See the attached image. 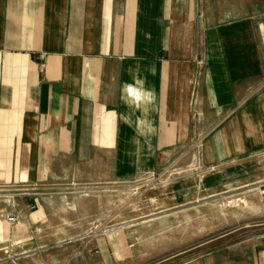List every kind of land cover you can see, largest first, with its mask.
Instances as JSON below:
<instances>
[{
  "label": "crops",
  "instance_id": "0c3cea01",
  "mask_svg": "<svg viewBox=\"0 0 264 264\" xmlns=\"http://www.w3.org/2000/svg\"><path fill=\"white\" fill-rule=\"evenodd\" d=\"M263 154L264 0H0V262L126 264L132 186L183 208Z\"/></svg>",
  "mask_w": 264,
  "mask_h": 264
},
{
  "label": "rangeland",
  "instance_id": "374dc122",
  "mask_svg": "<svg viewBox=\"0 0 264 264\" xmlns=\"http://www.w3.org/2000/svg\"><path fill=\"white\" fill-rule=\"evenodd\" d=\"M166 177L136 183L127 193V216L140 221L129 225L135 227L129 233L133 257L126 264H264V154L229 170L216 191L194 196L183 208L151 210L141 195L166 187ZM0 264L98 263L68 247Z\"/></svg>",
  "mask_w": 264,
  "mask_h": 264
},
{
  "label": "built area",
  "instance_id": "2783aa9c",
  "mask_svg": "<svg viewBox=\"0 0 264 264\" xmlns=\"http://www.w3.org/2000/svg\"><path fill=\"white\" fill-rule=\"evenodd\" d=\"M154 179H156V178H151L149 181H150V182H154V181H156V180L159 179V178H157L156 180H154ZM7 220H8L9 222H14L16 219H15V218H11V217H9Z\"/></svg>",
  "mask_w": 264,
  "mask_h": 264
},
{
  "label": "clouds",
  "instance_id": "9594fccd",
  "mask_svg": "<svg viewBox=\"0 0 264 264\" xmlns=\"http://www.w3.org/2000/svg\"><path fill=\"white\" fill-rule=\"evenodd\" d=\"M126 87L131 88L132 86L131 85H127Z\"/></svg>",
  "mask_w": 264,
  "mask_h": 264
}]
</instances>
